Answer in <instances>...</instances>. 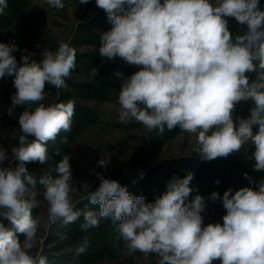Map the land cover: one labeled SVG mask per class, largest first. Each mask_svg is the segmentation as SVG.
Segmentation results:
<instances>
[{
  "label": "clouds",
  "instance_id": "clouds-1",
  "mask_svg": "<svg viewBox=\"0 0 264 264\" xmlns=\"http://www.w3.org/2000/svg\"><path fill=\"white\" fill-rule=\"evenodd\" d=\"M46 3L57 10L65 7L64 0ZM95 3L113 25L100 37L101 57H119L139 68L122 80L117 109L121 123L136 121L160 133L165 127L169 131L178 127L195 137L192 152L205 161L227 157L250 142L254 170H264V11L259 0ZM6 8L7 0H0V14ZM229 18L247 31L234 35ZM16 51L15 43H0V78L14 77L16 89L9 116L17 106H26L18 116L22 134L11 148L17 164L0 166V264H48L41 252H33L40 219L32 215V209L38 202L34 193L31 198L26 193L29 186L35 188L37 179L25 164H44L48 142L55 141L62 130L71 131L74 103L46 106L42 101L46 85L66 87L76 54L61 42L55 51H43L39 62L22 56L18 64ZM248 73L256 78L250 80ZM241 101L254 106L247 118L234 120ZM6 159V150L0 148V165ZM108 164L109 159L98 161L104 168ZM55 172V176L39 178L48 204L46 230L61 221L74 223L81 216L85 231L98 227L101 219H111L129 254L140 252L145 258L155 254L159 264H264V180L234 194L228 189L222 198L213 192L210 199L220 198L226 214L222 224H205V198L198 194L188 201L191 173L173 178L159 198L146 204L143 196L133 197L116 180L96 172L99 186L87 197L90 204L99 206L96 211L76 209L72 202L70 155L61 158ZM87 245L85 238L76 254H83Z\"/></svg>",
  "mask_w": 264,
  "mask_h": 264
},
{
  "label": "rangeland",
  "instance_id": "rangeland-1",
  "mask_svg": "<svg viewBox=\"0 0 264 264\" xmlns=\"http://www.w3.org/2000/svg\"><path fill=\"white\" fill-rule=\"evenodd\" d=\"M64 4L63 9L57 10L46 0H7V8L0 14V43H15L17 51L13 55L18 64L22 56L28 57L30 62H39L43 51H55L61 42L69 44L76 54L75 67L65 80L66 87L56 89L46 85L42 101L46 106L74 103L71 131L62 130L55 141L48 142V160L44 164L38 161L25 164L29 174L37 179L35 188L29 186L26 193V198L34 193L38 202V207L32 209V215L40 219L33 252H41L48 264H159L155 254L147 258L140 252L129 254L111 219H101L98 227L85 231L81 229L84 223L81 216L74 223L65 225L61 221L46 230L48 204L44 201L39 178L44 174L55 176L61 158L70 155L72 202L76 209L98 211L99 206L90 204L87 199L99 186L96 172L116 180L133 197L143 196L146 204L159 198L173 178H184L191 173L194 178L189 185L192 192L188 201L198 194L203 196L204 223L222 224L226 210L220 198L210 199L211 194L216 192L222 198L228 189L234 194L242 187L255 188L256 181L264 180V170H254V147L250 142L227 157L205 161L192 152L195 137L178 127L171 131L165 127L160 133L159 130L148 131L136 121L121 123L117 109L122 80L139 68L127 65L119 57L109 60L99 54L100 37L113 25L95 0L87 4L64 0ZM259 8L264 11V0H259ZM229 30L236 35L243 34L247 28L229 18ZM247 75L250 80L256 78L255 73ZM13 79L7 75L0 78V148L6 150L7 156L0 166L4 167L17 164L11 148L18 144L22 134L18 116L26 107L17 106L13 115L8 114L11 96L16 92ZM253 106L251 101L238 103L234 120L247 118ZM101 158L109 159L107 168L98 165ZM85 238L88 240L86 251L77 255L76 248ZM20 239L23 240L22 234Z\"/></svg>",
  "mask_w": 264,
  "mask_h": 264
}]
</instances>
